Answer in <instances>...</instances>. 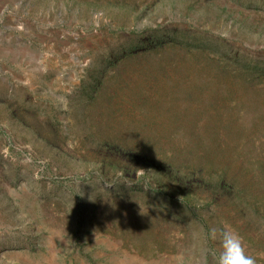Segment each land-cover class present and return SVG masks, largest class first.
Wrapping results in <instances>:
<instances>
[{"label":"rangeland","instance_id":"374dc122","mask_svg":"<svg viewBox=\"0 0 264 264\" xmlns=\"http://www.w3.org/2000/svg\"><path fill=\"white\" fill-rule=\"evenodd\" d=\"M224 226L264 264V0H0V264H215Z\"/></svg>","mask_w":264,"mask_h":264},{"label":"clouds","instance_id":"9594fccd","mask_svg":"<svg viewBox=\"0 0 264 264\" xmlns=\"http://www.w3.org/2000/svg\"><path fill=\"white\" fill-rule=\"evenodd\" d=\"M106 185L111 184H104ZM219 233V248L213 251L215 264H257L256 258L248 254L243 238L238 231L230 226H224L213 233Z\"/></svg>","mask_w":264,"mask_h":264}]
</instances>
